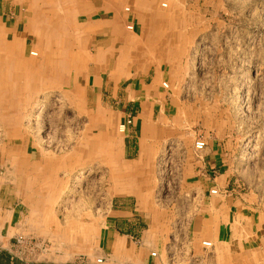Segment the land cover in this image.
I'll return each mask as SVG.
<instances>
[{"label": "crops", "instance_id": "0c3cea01", "mask_svg": "<svg viewBox=\"0 0 264 264\" xmlns=\"http://www.w3.org/2000/svg\"><path fill=\"white\" fill-rule=\"evenodd\" d=\"M10 1L14 8L31 9L30 22L32 30L39 31V43L47 39L42 36L48 34L45 23L80 28L78 36L67 34L68 50L57 49L47 40L50 43L37 51L34 62L13 46L21 63L22 86L27 75L35 83L33 88L44 78L46 82L40 85L45 88L56 82L55 76L59 83L69 78V85L65 82L62 87L75 88L70 102L88 105L93 98L92 103L116 110L111 128L108 122H100L106 125L103 137L107 142L96 151L94 190L90 185L85 194L77 189L62 195L58 213L67 218L62 230H48L51 225L33 228L28 218L54 216L56 170L75 166L27 159L22 148L11 166L2 163L0 264H264V212L258 209L253 194L242 191L233 176L229 153L221 144L207 141L202 150L194 151L190 139L185 144L178 194L157 192V160L168 141L182 138L183 131L177 128L173 115L177 97L162 85L166 81L174 87L179 74L167 66L170 62L162 58L169 54L160 53V43H156L162 19L144 13L155 7L154 3L0 0V12L9 8ZM124 4L131 7L129 13L123 14ZM4 13L5 17L0 15V37L5 43L1 53L7 56L12 37L8 28L15 30L16 40L26 37L29 28L25 11L13 16ZM14 16L12 23L10 17ZM130 24L133 29L127 28ZM13 61L0 68L10 87ZM67 72L73 75L67 77ZM128 118L132 124L116 136V124ZM62 174L63 181L67 180L68 172ZM8 179L15 181L13 198L8 195ZM34 179L47 181L48 195L35 187ZM213 189L217 192L211 193ZM54 231L63 238L54 239ZM204 241L212 245L204 246Z\"/></svg>", "mask_w": 264, "mask_h": 264}, {"label": "rangeland", "instance_id": "374dc122", "mask_svg": "<svg viewBox=\"0 0 264 264\" xmlns=\"http://www.w3.org/2000/svg\"><path fill=\"white\" fill-rule=\"evenodd\" d=\"M149 1L155 7L145 9V16L162 19L159 36H155L160 40L156 41L160 43V53L169 54L162 59L170 62L167 66L179 73L177 82L172 84L174 87L168 83V88L177 97L173 115L177 128L183 131L182 138L168 141L157 160V192L178 194L186 142L194 140L195 151L197 140H204L206 145L207 141L215 140L229 153L233 176L241 184L242 191L253 194L258 209L264 212V0ZM13 6L10 1L9 8H1L0 15L5 17L6 11L9 16L20 11L28 15L26 37L16 40L15 30L11 32L8 28L7 31L12 36V46L23 50L26 58L33 57L31 62L37 59V51L46 42L50 41L62 51L68 50L67 34L78 36L80 33V28L69 23H45L44 30L48 34L42 36L47 39L39 43L36 39L39 31L34 32L30 22L31 9L20 10ZM128 6H122L123 14L127 13L124 9ZM15 19V16L10 17L12 23ZM2 26L6 29L5 24ZM40 29L42 31V27ZM12 48L9 45L7 56L0 50V68L2 63L8 65L14 60L11 87L0 70V171L5 172L2 163L8 162L11 166L10 162L18 158L21 148L27 159L43 164L68 162L69 166H75L56 170V201L51 207L54 216L28 218L33 228L51 225L48 230H62L67 220L58 213L59 207L62 208V195L75 193L77 189L85 194L90 185L94 190L96 151L107 142L103 137L106 125L100 122H108L111 128L116 109L111 105H96L92 103L93 98L88 105L70 102L76 94L75 88L62 87L65 82L69 85V78L59 83L55 76L56 82H51L49 88L40 85L46 80L44 78L38 88H33L35 83L27 75V82L22 86L21 63ZM34 50L36 56L31 54ZM70 74L67 72L66 76ZM81 95L85 102L83 91ZM119 124L115 128L116 136L123 134ZM8 170L12 172L11 168ZM63 172H68L65 182ZM7 181L9 198H13L15 181ZM33 183L48 195L47 181L34 179ZM54 232V239L63 238L61 233Z\"/></svg>", "mask_w": 264, "mask_h": 264}, {"label": "built area", "instance_id": "2783aa9c", "mask_svg": "<svg viewBox=\"0 0 264 264\" xmlns=\"http://www.w3.org/2000/svg\"><path fill=\"white\" fill-rule=\"evenodd\" d=\"M124 10H125V12L129 13L131 11V8L128 6V7H125ZM127 28L128 29H133V25L130 24V25L127 26ZM162 85H163L164 88H168L169 87V84L166 81H164ZM132 122H133L132 119L128 118L126 121L120 123L119 124V131L124 133L127 130V127L130 124H132ZM205 146H206V142L204 140H202V139H199V140H197L195 142V148L197 150H202ZM216 192H217L216 189L211 190V193H216ZM203 244H204V246H207V247L212 245V243L210 241H204ZM152 256L153 257L157 256V253L156 252H152ZM98 261L101 262V259L98 260Z\"/></svg>", "mask_w": 264, "mask_h": 264}, {"label": "bare ground", "instance_id": "6f19581e", "mask_svg": "<svg viewBox=\"0 0 264 264\" xmlns=\"http://www.w3.org/2000/svg\"><path fill=\"white\" fill-rule=\"evenodd\" d=\"M163 6H166V4L163 3ZM2 40H3V39L0 37V42H1V44H0V48H3V47H4L3 45L5 44V43L3 44V41H2ZM9 45H11L10 42L7 43V46H8L7 49H9ZM11 47H13V46L11 45ZM0 50H1V49H0ZM2 51H3V50H2ZM34 53L37 54V52H36L35 50H34V51H31V54L34 55V56H36V54H34ZM13 56H14V55H13ZM13 93H14V92H13ZM21 130H22V129H21ZM15 133H16V132H15ZM19 133H20V132H19ZM15 135H16V134H15ZM18 135H19V134H18Z\"/></svg>", "mask_w": 264, "mask_h": 264}]
</instances>
